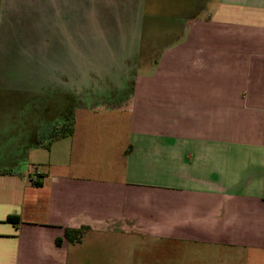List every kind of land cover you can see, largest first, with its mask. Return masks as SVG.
<instances>
[{
    "label": "crops",
    "instance_id": "0c3cea01",
    "mask_svg": "<svg viewBox=\"0 0 264 264\" xmlns=\"http://www.w3.org/2000/svg\"><path fill=\"white\" fill-rule=\"evenodd\" d=\"M210 3L134 83L107 165L74 119L0 175V264H264V0Z\"/></svg>",
    "mask_w": 264,
    "mask_h": 264
},
{
    "label": "rangeland",
    "instance_id": "374dc122",
    "mask_svg": "<svg viewBox=\"0 0 264 264\" xmlns=\"http://www.w3.org/2000/svg\"><path fill=\"white\" fill-rule=\"evenodd\" d=\"M209 3L217 0H0V170L46 160L30 150L66 117L107 165L130 132L119 108L134 83Z\"/></svg>",
    "mask_w": 264,
    "mask_h": 264
},
{
    "label": "trees",
    "instance_id": "16d2710c",
    "mask_svg": "<svg viewBox=\"0 0 264 264\" xmlns=\"http://www.w3.org/2000/svg\"><path fill=\"white\" fill-rule=\"evenodd\" d=\"M74 127V121L70 120V118L66 117V120H64V125H62L60 130H57L56 128H53L52 126L48 131L46 132V135L44 137V144H35L34 148H44L46 150H49L51 145L61 139L66 138L67 136L72 135ZM11 174L10 170H0V175H9ZM33 185L38 186V184L33 183ZM7 223L12 224L16 227L20 226L21 219L16 216L9 217L7 219ZM90 229L88 227H82L80 229H67L65 233V239L69 242L71 245H79L83 242L86 235L89 233ZM61 244V241H58V245Z\"/></svg>",
    "mask_w": 264,
    "mask_h": 264
}]
</instances>
